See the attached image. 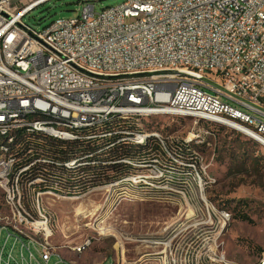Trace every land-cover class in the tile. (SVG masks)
I'll return each instance as SVG.
<instances>
[{
    "label": "built area",
    "instance_id": "2783aa9c",
    "mask_svg": "<svg viewBox=\"0 0 264 264\" xmlns=\"http://www.w3.org/2000/svg\"><path fill=\"white\" fill-rule=\"evenodd\" d=\"M19 1L0 0V129L18 117L52 128L47 112L82 128L98 117H118V107H131L135 114V108L145 113L178 104V112L188 110L189 118L218 126L230 122L231 129L264 142L249 135L247 126L231 123V116H238L247 125L264 126V0H126L100 12L87 2L78 16L58 18L42 30L23 18L47 0ZM132 6H139V15H132ZM147 64H154V72H146ZM82 73H91V80H82ZM84 93H91V100H84ZM33 109H42V116H33ZM149 131L117 141L140 145ZM61 133L65 138L69 131ZM174 139L202 140L196 132L157 138L141 163H123L126 179L118 173L117 185L105 183L87 193L113 189L119 200H180L188 206L198 199L199 206L190 204L193 212L205 211L214 230L220 217L230 222L232 213L217 209L207 196L215 183L204 156L188 157L187 163L169 160ZM160 144H168V152H161ZM30 163L35 160L0 165V189L13 194L9 212L22 216V223L0 224V264L13 263V230L22 235L20 248L28 249L25 264H51L54 255L53 264H65L59 248H47L57 226L42 201L45 178L22 180ZM150 163H157L158 171H150ZM134 168L145 169V176L134 177ZM5 170L13 171L12 179H4ZM20 191H27V200H20ZM0 216L7 214L0 210ZM212 258L227 264L223 254Z\"/></svg>",
    "mask_w": 264,
    "mask_h": 264
},
{
    "label": "rangeland",
    "instance_id": "374dc122",
    "mask_svg": "<svg viewBox=\"0 0 264 264\" xmlns=\"http://www.w3.org/2000/svg\"><path fill=\"white\" fill-rule=\"evenodd\" d=\"M125 1L47 0L23 20L42 30L58 18L78 16L87 2L94 3L96 12H100ZM26 2L20 0L19 4ZM170 116L140 117L138 122L144 130H159L168 136L170 132L179 136H190L193 132L201 135L202 140L193 141L185 157L188 160L204 156L212 174L211 183H215L207 189V196L217 209L232 213L230 222L227 220L224 225L220 217L214 230L205 211L193 212L190 204L199 206L198 199H193L189 207L180 200L162 202L127 197L119 200L113 189L94 190L81 197L45 194L43 201L53 211L50 213L57 226L53 243L73 256V261L82 258L83 264H219L212 257L221 254L227 264H257L261 259L264 146L230 127ZM208 130L214 131V135L207 134ZM243 215L248 219H243ZM90 239L83 253L72 251V247ZM21 244L16 243L12 264H25L28 250L20 248ZM54 261L55 257L51 264Z\"/></svg>",
    "mask_w": 264,
    "mask_h": 264
},
{
    "label": "bare ground",
    "instance_id": "6f19581e",
    "mask_svg": "<svg viewBox=\"0 0 264 264\" xmlns=\"http://www.w3.org/2000/svg\"><path fill=\"white\" fill-rule=\"evenodd\" d=\"M132 15H139V6H132ZM146 72H154V64H147L146 65ZM82 80H91V73H82ZM84 100H91V93H84ZM171 112H178V104H168L167 109L166 108H158L157 111H147L145 113H142V108H135V114L133 112H131V107H118V117L117 116L98 117L96 122L85 123L82 126V128L80 126H72L71 123H64V122L56 121L57 112H47V122H52V128H48L47 125H42V124H33L32 125V119H26V117H18L16 124H14L13 126H10L9 128L0 129V165L9 164L11 162V159H12V162H19V161L25 160V154L19 155L18 149L20 147L15 146L18 137L24 133H25L24 135L26 136V133H32L33 134V132H40V133H43V134H46V135H49V136H52L55 138H59L62 140H67V141L68 140H74V139L79 138L78 134H79L80 130H87L88 131L91 129L94 130L96 128L102 129L107 124H110L114 120L115 117H117L121 121H123V123L124 122L127 123L128 127L123 128V129H119V130H114V131L108 132V133L106 132V134H104V135L105 136H117L118 140H120V137H122L123 135L132 134V133H135L137 131H143L144 130L138 122L140 117H146V116H151V115L170 116ZM33 116H42V109H33ZM177 116L189 117V112H188V110H181L180 112L177 113ZM231 123H238V126H247V132L249 135H256V136L264 137V126L247 125V119H238V116H231ZM222 126L230 127V122H223ZM67 131H69V133H65V138H63V133H61V132H67ZM90 137H96V135H93V136L88 135L87 136V138H90ZM157 138L171 139V136H168L167 134H164L163 132H161L159 130L149 131L148 139L145 142H140V146L143 147L142 153L135 158H129V157L123 158V159H121L120 162L125 163L128 161V163H141L142 159H145V155L148 152H150V150L154 147V142L156 141ZM255 141H257L258 143H260L261 145L264 146V142H261V140H255ZM192 142L193 141L186 143L180 139H174V142H170V150L171 151H169V160L171 162L187 163L188 160L186 159L185 155L190 152ZM25 145H27V144H25ZM30 151L32 154L34 149H30L29 152ZM160 151L161 152H168V144H160ZM195 157H197V156H195ZM47 160H48V158H47ZM72 163H76V161L73 160ZM34 165H35V163H30L31 172L22 173V180H31L32 175L43 176L42 173H40L41 169L39 171H37V170L35 171L33 169ZM65 165L69 166V164H67V163ZM150 171H158V164L157 163H150ZM117 174H118L117 172H112L110 175L116 177ZM142 176H145V169L134 168V177H142ZM79 177H81V176H79ZM12 178H13V171L12 170H5L4 171V179H12ZM119 179H126V172L124 173L123 176H121V173H120ZM57 183L59 184V182H57ZM106 185H108V186L117 185V179L111 183L106 184ZM44 186L45 187H57V185H55V184L54 185L52 184L50 186L47 185L46 179H44ZM46 190H48V191L42 192V201H43V195H45V194H54V195H59V196L62 194V193L61 194L56 193L53 190H49V189H46ZM0 191H1V193H0L1 214H7V216H0V224H2V225H16L17 223H22V216L17 215V212H9V209L12 208V206H13V194H8V189H0ZM63 194H65V193H63ZM86 194H88V193H86ZM20 200H27V191H20ZM222 218L224 221V225H226L227 220H229V218H227V217H222ZM48 219L54 220V218L50 212H48ZM13 238L15 240V245L17 242H22V235L20 234V230H13ZM89 241L90 240H87V241L79 244L74 249L80 250L79 253L83 252L86 249V247L88 246ZM47 248H58V246L54 245L53 240H50V241H47ZM22 249H24V248H22ZM25 249H27V248H25ZM22 255L24 256L23 251H22ZM13 258H15L14 254H10V262H11V259H13ZM23 258L25 259V257H23ZM257 264H264V255L261 257V259L258 261Z\"/></svg>",
    "mask_w": 264,
    "mask_h": 264
},
{
    "label": "trees",
    "instance_id": "16d2710c",
    "mask_svg": "<svg viewBox=\"0 0 264 264\" xmlns=\"http://www.w3.org/2000/svg\"><path fill=\"white\" fill-rule=\"evenodd\" d=\"M118 119L119 118L115 117L110 124H107L102 129L96 128L88 131L80 130L78 134L79 138L68 141L40 132H33V134L26 133V136L24 133L18 137L15 146L20 147L18 149L19 152L17 151L19 155L26 154L30 149H34L32 154H27V157H25L26 163L35 160L33 169L35 171L43 169L42 171L40 170V173H42L43 177L46 179L47 185H57V187H47L44 189L53 190L56 193H65L71 196H80L94 187L115 181L117 176H111L110 174L112 172L121 173V176H123L125 172L121 171L124 170L126 166L120 162L121 159L128 157L135 158L142 153L143 147L140 145L126 142L118 143L117 136L104 135L106 132L108 133L128 127L127 123H123V121ZM88 135H96V137L87 138ZM39 158H44L45 160L48 158V160L39 161ZM73 160L76 161L75 165H65L67 162ZM256 167L258 169L261 167L259 162L256 164ZM56 181L59 182V184ZM43 191L45 192L48 190ZM242 218L245 220L248 219L246 215H243Z\"/></svg>",
    "mask_w": 264,
    "mask_h": 264
},
{
    "label": "crops",
    "instance_id": "0c3cea01",
    "mask_svg": "<svg viewBox=\"0 0 264 264\" xmlns=\"http://www.w3.org/2000/svg\"><path fill=\"white\" fill-rule=\"evenodd\" d=\"M59 248V247H58ZM74 248V247H73ZM87 249V248H86ZM85 249V250H86ZM75 250V249H74ZM84 250V251H85ZM83 251V252H84ZM82 252V253H83ZM58 254L59 255H62L63 256V262L65 263V264H83V263H85V262H83V261H85V260H83L82 258L81 259H79V258H76L74 261L72 260L74 257L73 256H70V254H68L66 251H64V250H59L58 251ZM77 254H81V253H77ZM58 255H54L53 257H52V260H53V258L55 257L56 258V261H58V257H57ZM56 261H54V262H56Z\"/></svg>",
    "mask_w": 264,
    "mask_h": 264
}]
</instances>
